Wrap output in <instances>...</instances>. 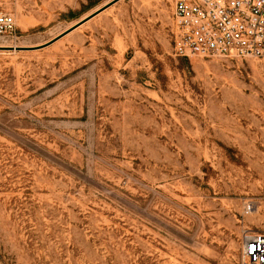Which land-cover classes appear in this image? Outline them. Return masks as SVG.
I'll use <instances>...</instances> for the list:
<instances>
[{"label": "rangeland", "instance_id": "1", "mask_svg": "<svg viewBox=\"0 0 264 264\" xmlns=\"http://www.w3.org/2000/svg\"><path fill=\"white\" fill-rule=\"evenodd\" d=\"M111 1L11 4L0 264H244L242 232H264V57L176 56L174 0L71 30Z\"/></svg>", "mask_w": 264, "mask_h": 264}, {"label": "built area", "instance_id": "2", "mask_svg": "<svg viewBox=\"0 0 264 264\" xmlns=\"http://www.w3.org/2000/svg\"><path fill=\"white\" fill-rule=\"evenodd\" d=\"M0 0V38L18 39V17ZM174 53L188 59L264 57V0H174ZM251 212L253 203L245 205ZM244 264H264V232H242Z\"/></svg>", "mask_w": 264, "mask_h": 264}, {"label": "water", "instance_id": "3", "mask_svg": "<svg viewBox=\"0 0 264 264\" xmlns=\"http://www.w3.org/2000/svg\"><path fill=\"white\" fill-rule=\"evenodd\" d=\"M119 0H113L111 1V3L105 5L104 7H102L101 9L95 11L94 13H92L91 15H89L88 17H86L85 19L81 20L80 22H78L75 26L72 27L71 30L77 28L78 26H80L81 24H83L84 22L88 21L89 19H91L92 17L96 16L98 13H100L101 11H103L104 9H106L107 7H109L110 5H112L113 3L117 2Z\"/></svg>", "mask_w": 264, "mask_h": 264}, {"label": "bare ground", "instance_id": "4", "mask_svg": "<svg viewBox=\"0 0 264 264\" xmlns=\"http://www.w3.org/2000/svg\"><path fill=\"white\" fill-rule=\"evenodd\" d=\"M6 47V46H5ZM8 47V46H7ZM15 47V46H14Z\"/></svg>", "mask_w": 264, "mask_h": 264}]
</instances>
